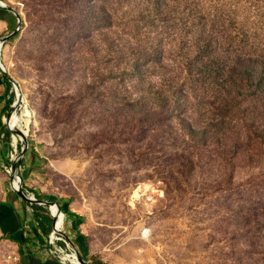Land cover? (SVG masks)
Segmentation results:
<instances>
[{
  "label": "rangeland",
  "instance_id": "374dc122",
  "mask_svg": "<svg viewBox=\"0 0 264 264\" xmlns=\"http://www.w3.org/2000/svg\"><path fill=\"white\" fill-rule=\"evenodd\" d=\"M0 2L22 18L1 50L18 91L0 77V200L27 143L25 192L76 215L64 233L95 264H264V117L228 94L264 56V0ZM17 23L0 12V38ZM18 94L30 121L7 143ZM3 242L0 264H23Z\"/></svg>",
  "mask_w": 264,
  "mask_h": 264
},
{
  "label": "trees",
  "instance_id": "16d2710c",
  "mask_svg": "<svg viewBox=\"0 0 264 264\" xmlns=\"http://www.w3.org/2000/svg\"><path fill=\"white\" fill-rule=\"evenodd\" d=\"M0 12H7L5 10L0 9ZM205 49L201 48L199 52V56L196 57V60L199 59L200 56H203L205 54ZM251 64L246 67H235L233 69V75H237L239 77V80H236L235 82H232L233 90H229V99L231 105L233 104L235 107H240V105L244 104L245 102L247 104H251V119L254 118H263L264 117V56H257L254 58H250ZM216 61V60H215ZM243 59H239V63H241ZM198 64H201L200 68L197 70L196 73L197 77H206L212 76L213 73L216 72V68L213 64L204 63L199 59ZM199 73V74H198ZM7 85L6 92H10L12 89V84L10 81L5 77L1 76ZM218 76V75H217ZM216 77V76H215ZM219 77V76H218ZM233 76H230V78ZM213 78V77H212ZM218 79V78H215ZM219 83V82H218ZM218 83L216 84L218 86ZM14 99L13 92L9 95V100L6 105V109H9L12 101ZM260 111V112H257ZM2 120H0V126L2 127ZM198 136L206 137L207 135L203 132H198ZM3 135L5 137V141L7 143H11V133L7 128L3 129ZM23 163V162H22ZM13 185V183H12ZM24 190L27 191V189L24 186ZM36 196V195H34ZM37 199L44 200V196L37 195ZM24 202L28 205V213L31 214L35 220L37 221V227L42 231L43 236L39 235V239L47 244L46 242V236L53 231L54 228V218L52 217L49 208L47 205H41L37 203L31 204L30 202L24 200ZM62 210L65 214H73L67 210L62 203L59 201ZM66 226V224H65ZM64 226V230H65ZM44 239V240H43ZM89 261L93 264L91 258H88Z\"/></svg>",
  "mask_w": 264,
  "mask_h": 264
},
{
  "label": "crops",
  "instance_id": "0c3cea01",
  "mask_svg": "<svg viewBox=\"0 0 264 264\" xmlns=\"http://www.w3.org/2000/svg\"><path fill=\"white\" fill-rule=\"evenodd\" d=\"M13 191L0 200V234L4 236L6 249L13 253L9 254L8 258L11 256L10 259L15 262L22 260L23 264H63L49 253L47 244L39 239V235L43 236V233L37 227V221L28 213L25 199ZM77 219L74 214H66L65 230L71 231L72 235L76 233L74 229ZM73 244L89 261L82 250L83 246L79 250L77 245ZM14 257L18 259L14 260Z\"/></svg>",
  "mask_w": 264,
  "mask_h": 264
},
{
  "label": "water",
  "instance_id": "95a60500",
  "mask_svg": "<svg viewBox=\"0 0 264 264\" xmlns=\"http://www.w3.org/2000/svg\"><path fill=\"white\" fill-rule=\"evenodd\" d=\"M0 9L13 13L18 19V23H17L16 28L11 33H9L7 36H4V37L0 38V51H1V48L4 45V43H6L12 37L16 36L17 33L19 32L20 26H21V23H22V18H21V15L15 9L5 5L2 2H0ZM0 71L10 82H12L13 87L18 91V87H17L16 82L13 81V79L8 75V73L6 72L3 64L1 63V52H0ZM19 95H21V94H18L16 102L11 107V110L8 113L7 120H6L7 122L6 123H7L8 129H9V131L11 133L19 135L21 138H25V134L20 128H17L15 130V129L11 128L10 124H9L10 121H11L12 113L16 110V107L21 105L20 103L22 101V97H19ZM27 149H28V144L26 143V146L21 151V154L19 155L17 160L14 161V164L12 166L13 182L16 181V180L18 181V188H15L12 185V188H13L14 192L17 193L19 196H21L22 198H24L25 200H27L30 203H37V204L48 205V206L55 205V207H56V211L55 212L57 214L63 212L62 207L59 204V202L52 201V200H49V199L40 200V199H37L35 197L29 196L25 192L23 184H22V181H21L20 174L18 172V167L17 166H18V163H20L22 161V159L24 158V155H25ZM53 217H54V229L56 230L58 228V221L59 220H58L57 215H54ZM76 258H77L79 264H92L78 250L76 252Z\"/></svg>",
  "mask_w": 264,
  "mask_h": 264
},
{
  "label": "built area",
  "instance_id": "2783aa9c",
  "mask_svg": "<svg viewBox=\"0 0 264 264\" xmlns=\"http://www.w3.org/2000/svg\"><path fill=\"white\" fill-rule=\"evenodd\" d=\"M48 208L52 217L54 215H57L58 220L60 215H63L64 217V221L61 224V227L58 226L56 230L53 228V231L50 232L45 238L49 253L63 264H76L73 261H76L77 264H79L76 258L77 248L74 246L71 238L64 233L66 214L64 212L57 214L55 212L56 211L55 205H50L48 206ZM10 257L11 256H9V258ZM17 259H18L17 257H14V260Z\"/></svg>",
  "mask_w": 264,
  "mask_h": 264
},
{
  "label": "bare ground",
  "instance_id": "6f19581e",
  "mask_svg": "<svg viewBox=\"0 0 264 264\" xmlns=\"http://www.w3.org/2000/svg\"><path fill=\"white\" fill-rule=\"evenodd\" d=\"M1 50H2V48H1ZM19 97H22V96L19 95ZM18 109H19V107H16V110L12 113L11 121H10L9 124H10V127L13 128V129H15V130L17 128H20L24 132V134L26 135V131L21 128V124H22L23 121H26V120H27V123H29V121H30L29 120L30 113L29 112H23L22 115H16ZM13 186L15 188H18V181L17 180L13 182ZM63 221H64V217H63V215H60L59 216V221H58V226L59 227H61V224L63 223ZM73 262L77 264L76 261H73Z\"/></svg>",
  "mask_w": 264,
  "mask_h": 264
}]
</instances>
